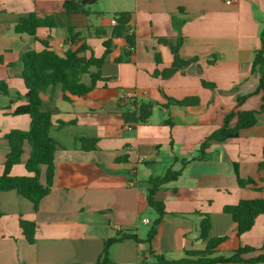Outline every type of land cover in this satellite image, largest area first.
Here are the masks:
<instances>
[{
    "label": "crops",
    "instance_id": "obj_1",
    "mask_svg": "<svg viewBox=\"0 0 264 264\" xmlns=\"http://www.w3.org/2000/svg\"><path fill=\"white\" fill-rule=\"evenodd\" d=\"M65 1L0 0V83L8 87L7 94L0 91V175L10 151L4 134L28 130L31 124L29 116L14 114L27 103L21 56L44 49L29 35L15 32L20 17L54 14L64 26L39 28L38 38L48 39L51 49L63 55L70 47L66 27H73L95 56L102 57L103 42L112 35V14L129 12L135 46L131 49L125 38L113 39L102 66V76L109 80L98 82L83 97L65 101L59 86L42 92L43 109L53 111L50 136L59 144L53 185L37 209L16 191L0 192V264H98L106 241L123 234L137 239L114 243L105 264H157L154 256L179 260L206 247L201 239L204 215L211 219L210 237L226 238L217 256H230L242 246L259 250L246 258L258 256L264 245V215L239 236L237 224L223 209L241 200H264V111L238 138L213 141L204 157L198 156L202 143L229 114L261 108L260 74L252 73V63L261 48L264 0H100L88 16H67ZM178 40L180 57L196 61L168 79L153 77L156 69L171 67ZM119 58L124 60L116 62ZM82 80L91 84L89 75ZM202 80L216 88L203 87ZM123 92L138 93L136 103L155 104L148 123L125 121L123 112L131 103L122 102ZM166 97H197L199 104L180 107ZM236 124L234 117L230 125ZM80 138L98 139L97 150H81ZM30 154L26 143L12 176L28 174ZM142 156L146 161L139 163ZM170 167L183 168L182 175L157 193L165 214L155 225L158 214L147 202L149 179ZM45 174L43 166L42 183ZM239 179L251 181L242 186ZM20 219L36 224L33 244L26 241ZM154 226L156 234L149 240Z\"/></svg>",
    "mask_w": 264,
    "mask_h": 264
},
{
    "label": "trees",
    "instance_id": "obj_2",
    "mask_svg": "<svg viewBox=\"0 0 264 264\" xmlns=\"http://www.w3.org/2000/svg\"><path fill=\"white\" fill-rule=\"evenodd\" d=\"M100 0H66L63 4L64 13L67 16L76 14H91V7L96 5ZM112 17L116 19L117 24L113 25L111 38L103 42L105 54L102 57H96L92 48L86 43V40L79 34L75 33L73 27H66L68 32V42L70 47L59 55L51 49L48 39L37 37L39 28L54 29L59 25L58 16L54 14L39 15L37 12H31L26 16L20 17L15 26V32L19 35L27 34L40 42L44 49L40 52L28 50L21 56L22 73L21 78L28 90L26 95L27 103L20 106L15 115H27L31 119L28 130L13 129L4 134L8 141L10 151L4 163V172L0 175V192L16 191L18 194L31 201L35 209L39 203L49 193L54 179V159L59 144L50 136L53 126V111L43 109L42 92L48 88L59 86L63 91V99L71 101L72 97H83L94 90L98 82H107L109 79L102 76V66L105 63L106 56L110 54L113 39L125 38L128 46L133 49L135 46V36L130 33V22L132 15L129 12L114 13ZM261 48L255 52L252 63V73H259L260 80L257 92H262V105L259 111H239L236 114H229L225 118L224 125L209 136L200 147L198 159L204 157L207 149L213 141H226L236 139L242 129L252 127L257 122V115L264 111V31L261 32ZM165 43V40H160ZM80 42L82 44L77 46ZM182 40L172 47L174 56L170 68L159 70L156 69L152 74L153 77L168 79L179 71H184L196 60H184L179 55ZM89 52V56L85 53ZM128 56L131 53L127 54ZM123 58L116 59V62L123 61ZM161 56L156 55V63L161 64ZM10 65L9 67H12ZM94 68L96 71H92ZM201 74L202 71L198 70ZM89 75L91 84L83 82V76ZM205 88L214 89L216 85L202 80ZM0 91L8 93V87L5 82L0 83ZM173 105L180 107L195 106L199 104L197 97L175 100L166 97ZM244 98H238V103L244 101ZM155 104L152 102L136 103L131 102L123 112V117L127 123L146 124L152 117ZM234 117H237V124L231 126L230 123ZM81 150L92 151L98 148V139L80 138ZM31 147V154L25 164L27 175L12 176L11 169L22 162L25 144ZM263 159L260 163V169H264V150ZM118 160H124L120 158ZM46 167L45 182L42 183V167ZM183 168L175 170L168 168L162 176H153L149 179L150 187L147 190L148 205L156 211L158 219L155 225L161 222L165 214L164 203L157 199V193L169 183L179 179L182 175ZM251 180L239 179L240 185L244 186ZM224 213L229 214L237 224L238 235L249 232L255 225L256 219L264 215V200H241L236 205H227L223 209ZM20 227L23 235L29 244L35 242L36 224L31 221L20 219ZM211 219L204 215L201 221V239L207 241L206 247L202 251L188 252L186 256L179 260H168L163 256H154L157 264H227V263H244L256 264L264 263V245L260 249L261 253L252 258L245 256L259 251L250 246H242L233 251L230 256H217L218 247L225 242V237L211 238ZM156 234L155 226L150 230L148 239L151 240ZM137 239L136 236L123 234L118 238L108 239L104 246L103 255L98 264L108 262L109 248L117 242L125 239Z\"/></svg>",
    "mask_w": 264,
    "mask_h": 264
},
{
    "label": "built area",
    "instance_id": "obj_3",
    "mask_svg": "<svg viewBox=\"0 0 264 264\" xmlns=\"http://www.w3.org/2000/svg\"><path fill=\"white\" fill-rule=\"evenodd\" d=\"M230 2H231V0H227V3H230ZM111 23H112V25H116L117 24L116 19L113 18L111 20ZM138 98H139V94L136 92H123L121 94L122 102H125V103L136 102L138 100ZM132 128H133L132 125L127 126L128 130H131ZM145 161H146V158L144 156L139 157V159H138L139 163H144ZM132 185H133V183H132ZM144 221L147 222V220H144Z\"/></svg>",
    "mask_w": 264,
    "mask_h": 264
}]
</instances>
